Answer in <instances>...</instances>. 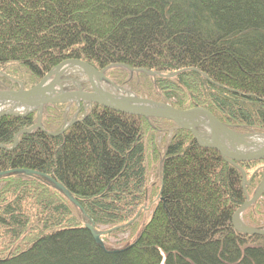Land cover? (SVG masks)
I'll list each match as a JSON object with an SVG mask.
<instances>
[{"label":"trees","instance_id":"trees-1","mask_svg":"<svg viewBox=\"0 0 264 264\" xmlns=\"http://www.w3.org/2000/svg\"><path fill=\"white\" fill-rule=\"evenodd\" d=\"M71 59L112 88L264 135V0H0V90H29ZM73 106L70 121L69 105L45 106L44 130L30 133L20 132L37 112L0 117V264H264V235L233 224L264 160L239 163L245 185L173 121ZM263 216L264 195L242 220L263 230ZM143 219L133 243L112 251L86 228L105 227L107 239Z\"/></svg>","mask_w":264,"mask_h":264},{"label":"water","instance_id":"water-1","mask_svg":"<svg viewBox=\"0 0 264 264\" xmlns=\"http://www.w3.org/2000/svg\"><path fill=\"white\" fill-rule=\"evenodd\" d=\"M72 66L83 69L87 78L89 79L91 85V92L82 91V90H72L66 91L64 90L61 84V76L65 73L66 68H71ZM151 75H157V73L149 72ZM104 80V73L98 71L95 67H91L88 63L83 60L71 59L68 61L62 62L59 66L54 68L47 76H45L41 82L29 90L24 89L23 83L18 91L15 90H0V100L2 102L13 104V107L8 109V111L0 112L1 116H22L26 117L30 115L32 112L38 113V120L36 125L30 128L28 131H21L20 133H30L34 129H43L42 118H43V110L47 105H62L66 103L73 102H85L88 104H98L103 108H109L114 111H118L125 115L129 114L132 116H140L144 118H155V119H165L168 121L175 122L179 128H184L191 132L194 138L197 140L198 144L202 148H211L217 149L222 158L225 161H228L235 165L237 168L241 169L239 163H249V162H259L264 160V145L259 148L249 149L246 152H243L239 149H231L227 145L224 144L221 134L228 133L233 137L240 138H254L260 137L259 135H241L236 134L232 129L228 126L221 123V121L214 116L209 110L206 108H192V110L184 111L177 110L171 105H167L164 103H157L151 99H146L142 97H136L134 95H129L126 97L123 96H114L108 91H104L99 87L98 82ZM51 80V81H50ZM18 82V81H17ZM206 117L207 124L200 125L194 122L195 116ZM199 126H203L208 129V132H202L199 130ZM205 129V130H206ZM63 132V131H62ZM60 132L59 134H61ZM58 134V135H59ZM57 135V134H54ZM264 138V136H262ZM18 143V136L15 138V145ZM14 145V146H15ZM1 147V146H0ZM243 177L245 185L247 184V175L243 169ZM36 172H28V175ZM44 176V175H43ZM47 180L51 182L54 188L59 189L65 197L71 200V202L78 206V202L75 198L72 197L70 192L64 188L61 184L57 183L55 180L48 178L45 176ZM264 195V175L262 177L261 185L255 195L251 198L249 196L246 197V202L243 204L240 209L235 212L233 217V224L238 232H242L252 235H264V229L259 230L254 227H249L242 221V215L246 210L251 208L254 204L259 202L261 197ZM82 213L85 214V211L82 210ZM87 230L91 231V234L94 240L100 247H105V242L102 240V236L105 235L107 230H97L92 222L86 225Z\"/></svg>","mask_w":264,"mask_h":264},{"label":"rangeland","instance_id":"rangeland-1","mask_svg":"<svg viewBox=\"0 0 264 264\" xmlns=\"http://www.w3.org/2000/svg\"><path fill=\"white\" fill-rule=\"evenodd\" d=\"M61 84L63 86L64 89L66 90H86V91H91V85L89 80L87 79L86 75H84L82 72L78 71L77 68L75 66H72L71 68H66L65 73L61 76ZM51 81V80H50ZM101 82V88L107 90L108 92H110L113 95H120L123 94V96H128L131 95L132 93H130V91H125L126 93H121L122 91H119L117 88H112L108 85H105V83L103 82V80L100 79ZM17 87L18 89L21 87V84L17 82ZM125 89L127 87H124ZM16 89V90H18ZM25 90H28L26 88H24ZM128 89V88H127ZM133 95V94H132ZM77 104V103H76ZM73 105L67 107L66 109V119L69 118L68 121H70L71 119H73L74 117H76L77 112H75V109L72 107ZM12 106L11 104H4L2 106H0V109H2L3 111H7L8 109H10ZM77 107V105H76ZM88 107V106H87ZM44 114V113H43ZM200 131H202L203 133L205 132V127L203 126H199L198 127ZM162 136H164L161 140V146L164 145L163 140H165V135L164 133L162 134ZM151 177H150V184L154 186V188H158L159 187V179H158V173H157V165H159L158 161H151ZM148 211L145 214V220H149L150 215L152 213L153 209H150V207L148 206ZM262 220H264V216L262 217ZM145 221L140 220L139 221V227H137L138 229L136 230H129L126 232H122L121 234H118L116 236L111 235L110 237L106 238H102V240H104L105 242V247L108 250H118V249H122L123 247L127 246L128 244H132L133 241L135 240V238L141 233L142 231V227L144 225ZM103 230H107L105 227H102ZM103 237V236H102Z\"/></svg>","mask_w":264,"mask_h":264},{"label":"bare ground","instance_id":"bare-ground-1","mask_svg":"<svg viewBox=\"0 0 264 264\" xmlns=\"http://www.w3.org/2000/svg\"><path fill=\"white\" fill-rule=\"evenodd\" d=\"M194 122L196 124L199 123L200 125L205 124L206 126L207 119L206 117H201L198 115V116H195ZM221 137H222L224 144L227 145L229 148L236 149V150L239 149L243 152H246L249 149L259 148L264 145V139L259 138V137L245 139V138H240V137H233L227 132L222 133Z\"/></svg>","mask_w":264,"mask_h":264}]
</instances>
